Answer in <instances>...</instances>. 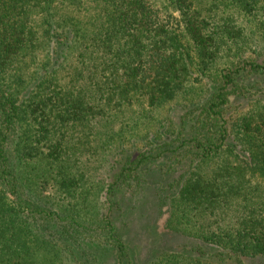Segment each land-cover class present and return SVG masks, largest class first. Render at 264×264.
Listing matches in <instances>:
<instances>
[{"label":"trees","instance_id":"trees-1","mask_svg":"<svg viewBox=\"0 0 264 264\" xmlns=\"http://www.w3.org/2000/svg\"><path fill=\"white\" fill-rule=\"evenodd\" d=\"M97 150L95 222L63 202ZM160 159L185 241L159 264H264V0H0V264H135L119 194Z\"/></svg>","mask_w":264,"mask_h":264},{"label":"rangeland","instance_id":"rangeland-1","mask_svg":"<svg viewBox=\"0 0 264 264\" xmlns=\"http://www.w3.org/2000/svg\"><path fill=\"white\" fill-rule=\"evenodd\" d=\"M140 108L142 107L140 106ZM140 108H136L132 114L126 113V117H122V120L136 126L137 118L140 117ZM180 111L176 106L174 116L177 121ZM137 129L136 127L135 130ZM109 152L108 150L105 154L101 150H97L96 153L87 155L83 161L87 168H84L87 182L80 183V186L77 185L73 196L63 202L67 204L70 201L75 209L80 210L82 218H92L95 222H98L106 211L104 204L106 187L121 165L120 160L116 161L115 157H108ZM156 162V164L148 165L142 173L144 182L140 189L135 192L121 191V196L119 194L123 200V209L119 210L121 214L116 223L127 242L135 264H159L160 259L163 258L162 252L172 249L179 250V246L185 241L184 237L171 232L166 227L170 214V197L176 194L177 187L173 189L170 186L174 183L177 174H171L165 167V173L160 174V177L156 176L157 165L171 166L173 163H166L162 159ZM41 166V170H46V165L43 162H41ZM43 193L52 196L47 188L43 190ZM92 251L95 252V255H101L102 264H116V260L108 248L104 250L92 249Z\"/></svg>","mask_w":264,"mask_h":264}]
</instances>
